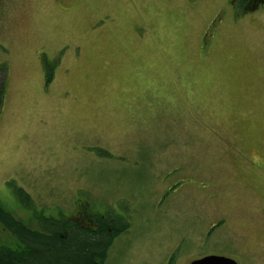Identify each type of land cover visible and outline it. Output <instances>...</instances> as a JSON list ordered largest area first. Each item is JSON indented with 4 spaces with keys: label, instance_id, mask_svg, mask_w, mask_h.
I'll return each mask as SVG.
<instances>
[{
    "label": "rangeland",
    "instance_id": "1",
    "mask_svg": "<svg viewBox=\"0 0 264 264\" xmlns=\"http://www.w3.org/2000/svg\"><path fill=\"white\" fill-rule=\"evenodd\" d=\"M208 3L0 0V203L128 220L108 264H156L182 234L207 252L212 224L210 248L264 264V8L207 38L227 7Z\"/></svg>",
    "mask_w": 264,
    "mask_h": 264
},
{
    "label": "trees",
    "instance_id": "2",
    "mask_svg": "<svg viewBox=\"0 0 264 264\" xmlns=\"http://www.w3.org/2000/svg\"><path fill=\"white\" fill-rule=\"evenodd\" d=\"M43 66L46 83H49L55 68L48 62L43 63ZM5 84V69L2 67L0 68V114L5 101ZM30 204L31 201L27 199L25 206L29 208ZM42 215L36 218L40 232L29 233L0 209V222L17 238L21 246V251L13 247L0 246V264H95L93 262L95 256L101 259L96 264H104L107 257L103 253L105 247L111 240L127 233L126 230L129 228L128 220L115 216L110 224V231L102 228L101 231L92 233L79 229L74 223L67 225L63 219L45 218ZM113 225L116 226L115 230ZM45 233L49 235L46 236Z\"/></svg>",
    "mask_w": 264,
    "mask_h": 264
},
{
    "label": "flooded vegetation",
    "instance_id": "3",
    "mask_svg": "<svg viewBox=\"0 0 264 264\" xmlns=\"http://www.w3.org/2000/svg\"><path fill=\"white\" fill-rule=\"evenodd\" d=\"M215 0H185V4L196 11H200L201 7L203 5H206L208 2H212ZM226 2V8L218 9V7L213 8L214 14L210 20L206 22L208 29L206 28V31L209 30L208 33H206L207 38L209 37V33L211 35V38L214 36V31L221 25L223 20L227 16H231V19L234 20L236 18H240L241 16L246 15L248 12L255 10H258L260 7L264 8V0H225ZM209 4V3H208ZM197 12V13H198ZM244 12V15H242ZM20 207V206H19ZM26 208V212L30 213V208ZM0 209L3 210V212L10 216L12 220L18 224L21 225L26 231L29 233L31 231H38L40 232L39 224H37V217L40 216V214H43L42 216H45V218L49 217L45 215L44 213L40 214H29V218L27 220H24L20 216H17L16 214H13L9 209L3 206V204L0 203ZM21 210L23 208L20 207ZM111 212L106 211L104 213H100L97 211H88L86 208H83L80 212H76L72 215V217L65 216L64 213H60V217H55L54 219L58 220L59 218L67 225H72L73 223L81 230H85L88 232L95 233L96 231H101L102 228H106L107 231H110V224L113 222V219L115 216L110 214ZM215 224H212L211 228L204 234L205 242H203V246L207 248V252L197 253V249L194 247L189 248L186 246L187 244L184 243L186 239H188V234H182L178 238V240H174L172 244L170 245V249L165 251L164 253H161L156 260V264H192L193 261L201 260L203 257L207 256H218V257H226L227 256L225 250H220L217 246H213L210 248V236L212 229L214 228ZM0 227L3 228L6 232L10 233L11 236L14 237L16 245L15 249H20L21 246L17 240V238L8 231L4 225L0 222ZM116 229V226L113 225V230ZM129 229V228H128ZM127 229V230H128ZM126 230V231H127ZM42 233V232H41ZM46 236L49 234L45 233ZM200 238V237H199ZM116 239H113L110 241V243L105 247L104 254L107 255L106 260L104 264H108L110 260V255L113 252L116 253V250L114 251V247L116 246ZM20 254V253H18ZM232 259V258H230ZM234 260V259H232ZM101 261L100 258L95 256L93 258V262L99 263ZM236 260H234L235 262ZM237 263V262H236ZM238 264V263H237Z\"/></svg>",
    "mask_w": 264,
    "mask_h": 264
},
{
    "label": "water",
    "instance_id": "4",
    "mask_svg": "<svg viewBox=\"0 0 264 264\" xmlns=\"http://www.w3.org/2000/svg\"><path fill=\"white\" fill-rule=\"evenodd\" d=\"M192 264H237L236 261L218 256H207L203 257L201 260L193 261Z\"/></svg>",
    "mask_w": 264,
    "mask_h": 264
},
{
    "label": "snow or ice",
    "instance_id": "5",
    "mask_svg": "<svg viewBox=\"0 0 264 264\" xmlns=\"http://www.w3.org/2000/svg\"><path fill=\"white\" fill-rule=\"evenodd\" d=\"M0 198H2V194H0Z\"/></svg>",
    "mask_w": 264,
    "mask_h": 264
}]
</instances>
